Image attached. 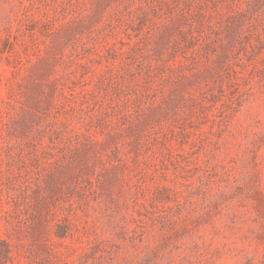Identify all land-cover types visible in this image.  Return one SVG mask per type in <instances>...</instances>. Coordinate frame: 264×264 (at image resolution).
Masks as SVG:
<instances>
[{
	"label": "rangeland",
	"instance_id": "374dc122",
	"mask_svg": "<svg viewBox=\"0 0 264 264\" xmlns=\"http://www.w3.org/2000/svg\"><path fill=\"white\" fill-rule=\"evenodd\" d=\"M205 13L239 74L186 48ZM249 32L264 34V0H0V140L22 143L0 162L5 264H264V74L239 59L264 47L252 55Z\"/></svg>",
	"mask_w": 264,
	"mask_h": 264
},
{
	"label": "trees",
	"instance_id": "16d2710c",
	"mask_svg": "<svg viewBox=\"0 0 264 264\" xmlns=\"http://www.w3.org/2000/svg\"><path fill=\"white\" fill-rule=\"evenodd\" d=\"M99 3H106L109 2L110 0H98ZM103 7L99 6L98 10L101 9ZM243 13H240L239 15L243 18ZM231 27H229L230 29V33L232 34V37L235 39H240L242 41V39H244V33H245V28L243 27V24H240V19L233 21L230 24ZM221 28L216 26L215 22L210 20L209 15L207 13L202 14V19H200L199 21V26L198 27H194L190 28L188 30L189 36L186 35L185 38V45L186 48H192L194 50V53H200V54H207L209 52L210 49H213L214 51H217L216 56H217V64L218 67L221 69L223 67H227V68H231V72H233V74L237 75L239 74L240 70L236 67H233V62H231V54L233 51V42L228 43V42H224L222 44L219 45V47H221V50L217 49V46H215L219 39H220V30ZM185 34V32H183V35ZM200 36V38H199ZM249 36L250 38H252L251 40H254L255 43L251 44L252 47V55H254V53L257 52L258 47H264V34H262L261 32H249ZM199 39H203V43L202 45L195 49V44H196V40ZM249 40V39H247ZM232 41V40H231ZM245 41V40H244ZM242 43V42H241ZM244 43V42H243ZM245 49H246V57L245 58H239L241 60V66L243 67H248L251 66V70L258 72L260 74H264V61L258 60V61H254L253 63H251V57L249 55V50L246 47V43L243 44ZM261 45V46H260ZM217 70V68H216ZM27 83V82H25ZM29 83V82H28ZM31 86L33 88H37V89H42V81H37L35 77L30 78V83ZM26 85V84H25ZM19 88L18 89H12L9 95V100L4 99L3 101H6L8 103H11V100L14 99L13 97L16 94H23L26 93L25 89L23 87V83H19ZM33 94V93H32ZM167 99H164L162 102H160V104L162 103H176L177 101L174 100H170L169 102H166ZM154 103V102H151ZM20 134L22 135H27V129L28 126L27 124H23L20 123ZM80 134L85 135V133H83L82 131L80 132ZM110 141V140H109ZM113 141V140H111ZM108 142V140H106V143ZM104 143V142H103ZM42 148H47V144L45 143H39ZM22 143L20 142H14L13 140H0V162L6 157L8 158V160L10 158H12L13 156V152L17 150V148H21ZM31 147V152H34L36 154V158L40 157V153H39V149H37V145L36 144H31L29 145ZM75 151H80L81 148L76 145L75 146ZM20 151V149H19ZM44 152H46V150H44ZM2 173V170L0 169V175ZM0 182H1V177H0ZM4 186H2V184H0V216H4L5 218L8 219V217L12 216V213L14 211H12L11 209H3L2 207V199H3V194L1 190H3ZM34 192H36V190H33ZM34 192H32L30 195L33 197ZM38 195V194H37ZM11 196V195H10ZM9 196V197H10ZM36 199V203L32 205L33 210H34V216L35 219L39 218V197L37 196ZM15 202L14 204V208H16V205H18L17 200H15L14 197H11L10 200L7 198V202ZM57 235L60 237H65L66 233H67V229L65 228L64 225H60L58 227L57 230ZM12 248H11V243L7 240H0V264H5L8 261L11 260L12 258Z\"/></svg>",
	"mask_w": 264,
	"mask_h": 264
}]
</instances>
